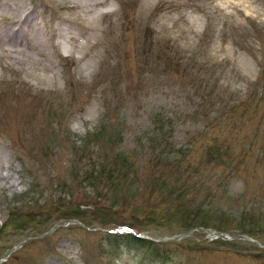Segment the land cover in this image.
I'll list each match as a JSON object with an SVG mask.
<instances>
[{
    "label": "rangeland",
    "instance_id": "rangeland-1",
    "mask_svg": "<svg viewBox=\"0 0 264 264\" xmlns=\"http://www.w3.org/2000/svg\"><path fill=\"white\" fill-rule=\"evenodd\" d=\"M24 1L43 44L0 53V264H134L112 231L159 264H264V0H103L71 43Z\"/></svg>",
    "mask_w": 264,
    "mask_h": 264
},
{
    "label": "bare ground",
    "instance_id": "bare-ground-1",
    "mask_svg": "<svg viewBox=\"0 0 264 264\" xmlns=\"http://www.w3.org/2000/svg\"><path fill=\"white\" fill-rule=\"evenodd\" d=\"M41 2L50 8L44 0ZM52 4L57 6L63 13L49 10L52 19L55 22L61 24L64 28L63 32H69L71 36L67 39H63L66 43H71L74 35H81L83 38L86 37L87 33H84L81 29L80 23L77 18L84 16H91L90 22L93 24L92 32H98V19L101 16L99 7L103 5L109 6L103 0H52ZM0 53H4L5 57L16 59L20 56L21 50L15 49V46H27L30 50H35V45H42L43 41L39 37L40 26L38 23V17L43 13L37 8L28 9L24 0H0ZM49 25H51V19ZM70 30H73L70 32ZM74 32L76 34H74ZM82 47V45H81ZM26 58H30L29 53L25 54ZM26 61L23 63L21 70L26 73L34 72L40 75L39 70L46 73L51 70V67L42 66L37 60L32 61L31 72L27 71L25 67ZM93 61L90 60L85 64V67L92 68ZM38 80L42 81L41 77H37ZM36 112H31L28 115L27 120L33 123H37L40 118V108L35 109ZM0 144H2L0 142ZM13 157H16L14 152ZM12 169L11 161L6 160L4 154H0V191L8 190L11 194L16 191V183L6 173L7 169Z\"/></svg>",
    "mask_w": 264,
    "mask_h": 264
},
{
    "label": "trees",
    "instance_id": "trees-1",
    "mask_svg": "<svg viewBox=\"0 0 264 264\" xmlns=\"http://www.w3.org/2000/svg\"><path fill=\"white\" fill-rule=\"evenodd\" d=\"M110 171V170H109ZM110 174H107V177ZM112 175V174H111ZM117 189V187L115 188ZM122 203V200H121ZM123 204V203H122ZM76 213H79V208H75ZM94 213L96 214H102V208L95 207ZM102 226V224H99ZM106 225L102 226L105 227ZM107 242V246L110 248V253H120L121 251H124L123 248L127 249L129 252H137L133 256V263L134 264H147L148 262L156 261L159 264V260H162L163 258L168 259L169 262H171V255L161 250L163 247L162 244H158L151 241H141L139 239H136L135 236H131L128 234H117V233H107L104 238ZM160 251H162L161 258H158V255L160 254Z\"/></svg>",
    "mask_w": 264,
    "mask_h": 264
}]
</instances>
